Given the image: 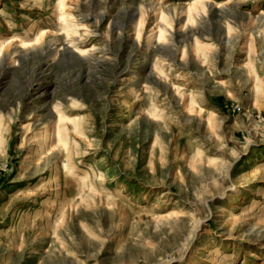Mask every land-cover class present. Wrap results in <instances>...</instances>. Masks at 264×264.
<instances>
[{
    "label": "rangeland",
    "instance_id": "374dc122",
    "mask_svg": "<svg viewBox=\"0 0 264 264\" xmlns=\"http://www.w3.org/2000/svg\"><path fill=\"white\" fill-rule=\"evenodd\" d=\"M0 264H264V0H0Z\"/></svg>",
    "mask_w": 264,
    "mask_h": 264
},
{
    "label": "bare ground",
    "instance_id": "6f19581e",
    "mask_svg": "<svg viewBox=\"0 0 264 264\" xmlns=\"http://www.w3.org/2000/svg\"><path fill=\"white\" fill-rule=\"evenodd\" d=\"M64 6L61 4V7ZM60 118H65L63 114H60ZM63 132L61 129H58L55 134L46 131L45 138L40 141L39 147L37 149L36 153V163L39 164L41 162V159L44 154L47 152H50L54 150L58 145H63L66 147L67 145V140L66 137H63ZM41 185V184H40ZM39 185V187H40ZM42 186V185H41Z\"/></svg>",
    "mask_w": 264,
    "mask_h": 264
}]
</instances>
